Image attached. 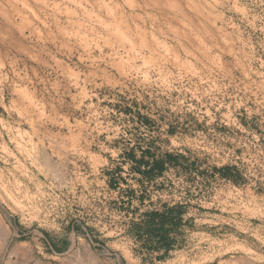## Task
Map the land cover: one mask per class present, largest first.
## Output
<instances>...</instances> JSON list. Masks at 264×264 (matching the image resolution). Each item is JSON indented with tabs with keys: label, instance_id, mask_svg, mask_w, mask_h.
Returning a JSON list of instances; mask_svg holds the SVG:
<instances>
[{
	"label": "rangeland",
	"instance_id": "rangeland-1",
	"mask_svg": "<svg viewBox=\"0 0 264 264\" xmlns=\"http://www.w3.org/2000/svg\"><path fill=\"white\" fill-rule=\"evenodd\" d=\"M0 264H264V0H0Z\"/></svg>",
	"mask_w": 264,
	"mask_h": 264
},
{
	"label": "trees",
	"instance_id": "trees-1",
	"mask_svg": "<svg viewBox=\"0 0 264 264\" xmlns=\"http://www.w3.org/2000/svg\"><path fill=\"white\" fill-rule=\"evenodd\" d=\"M134 163L135 171L154 176L162 174L170 166L183 165V154L167 152L160 157L153 156L147 160L146 155L140 158L129 152ZM142 165L146 170L142 171ZM150 167V168H148ZM215 171L224 179L239 183L242 175L237 166L224 165L215 167ZM186 205L164 204L161 209L146 210L140 218H133L128 224L126 232L139 244L140 248L148 253H157L159 259L164 258L173 249L182 228L189 224L192 218L186 220Z\"/></svg>",
	"mask_w": 264,
	"mask_h": 264
}]
</instances>
